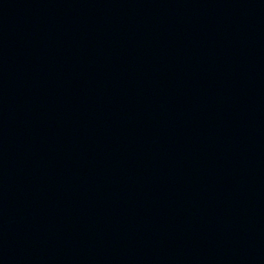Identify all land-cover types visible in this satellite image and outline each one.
<instances>
[{
    "label": "water",
    "instance_id": "water-1",
    "mask_svg": "<svg viewBox=\"0 0 264 264\" xmlns=\"http://www.w3.org/2000/svg\"><path fill=\"white\" fill-rule=\"evenodd\" d=\"M195 0H0V264H46L139 125Z\"/></svg>",
    "mask_w": 264,
    "mask_h": 264
}]
</instances>
